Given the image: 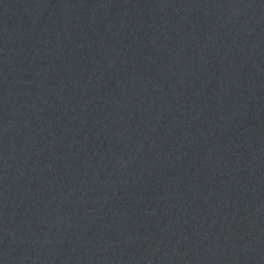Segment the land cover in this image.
Listing matches in <instances>:
<instances>
[{
    "label": "water",
    "instance_id": "obj_1",
    "mask_svg": "<svg viewBox=\"0 0 264 264\" xmlns=\"http://www.w3.org/2000/svg\"><path fill=\"white\" fill-rule=\"evenodd\" d=\"M0 264H264V0H0Z\"/></svg>",
    "mask_w": 264,
    "mask_h": 264
}]
</instances>
